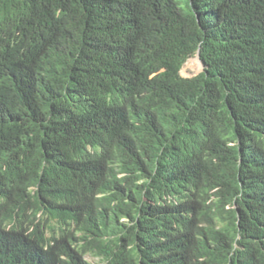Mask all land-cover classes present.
Returning a JSON list of instances; mask_svg holds the SVG:
<instances>
[{"label":"trees","instance_id":"trees-1","mask_svg":"<svg viewBox=\"0 0 264 264\" xmlns=\"http://www.w3.org/2000/svg\"><path fill=\"white\" fill-rule=\"evenodd\" d=\"M86 253L264 264V0H0V264Z\"/></svg>","mask_w":264,"mask_h":264},{"label":"rangeland","instance_id":"rangeland-1","mask_svg":"<svg viewBox=\"0 0 264 264\" xmlns=\"http://www.w3.org/2000/svg\"><path fill=\"white\" fill-rule=\"evenodd\" d=\"M203 68L202 61L199 59L198 55H194L184 62L180 72L183 76L190 77L203 70ZM85 257L94 262V264H100V261L90 253H86Z\"/></svg>","mask_w":264,"mask_h":264},{"label":"water","instance_id":"water-1","mask_svg":"<svg viewBox=\"0 0 264 264\" xmlns=\"http://www.w3.org/2000/svg\"><path fill=\"white\" fill-rule=\"evenodd\" d=\"M198 55V57H199V59H200V55L199 54H197ZM201 60V59H200ZM202 61V60H201ZM202 64H203V67H204V62L202 61Z\"/></svg>","mask_w":264,"mask_h":264},{"label":"clouds","instance_id":"clouds-1","mask_svg":"<svg viewBox=\"0 0 264 264\" xmlns=\"http://www.w3.org/2000/svg\"><path fill=\"white\" fill-rule=\"evenodd\" d=\"M86 258V257H85ZM87 259V258H86Z\"/></svg>","mask_w":264,"mask_h":264}]
</instances>
